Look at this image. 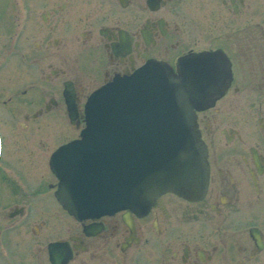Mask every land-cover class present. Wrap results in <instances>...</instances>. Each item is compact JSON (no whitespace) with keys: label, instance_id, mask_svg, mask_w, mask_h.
<instances>
[{"label":"flooded vegetation","instance_id":"obj_1","mask_svg":"<svg viewBox=\"0 0 264 264\" xmlns=\"http://www.w3.org/2000/svg\"><path fill=\"white\" fill-rule=\"evenodd\" d=\"M205 1L8 0L0 8V68L3 63V70L24 78L0 89V264H111L107 256L114 254V264H129L131 257L130 264H252L264 255L259 227L248 224L244 238L232 237L231 245L222 230L230 219L237 234L244 231L243 223L253 218L249 211L264 199V148L246 146L235 127L250 116L264 142V101H258L264 90L248 92L246 99L241 89H254L251 80L239 84L240 70L250 79L253 72L264 77V34L257 40L248 25L240 33L233 21L222 22L224 8L234 18L249 17L246 0ZM218 1L224 8H212ZM151 63L177 77L185 71L186 89H203L194 118L207 149V191L197 202L164 194L147 212L77 220L55 197L59 181L50 159L80 137L93 92ZM63 123L72 137L51 146L47 132L61 131ZM45 168L51 179L43 183L34 173ZM212 215L222 222L221 235L215 241L203 236L200 245L187 226L210 223ZM252 229L259 231L260 248Z\"/></svg>","mask_w":264,"mask_h":264},{"label":"water","instance_id":"obj_2","mask_svg":"<svg viewBox=\"0 0 264 264\" xmlns=\"http://www.w3.org/2000/svg\"><path fill=\"white\" fill-rule=\"evenodd\" d=\"M185 76L151 63L90 95L80 138L58 148L49 162L59 181L55 197L69 215L139 214L164 194L203 198L207 149L194 118L203 89H186ZM250 235L262 247L259 231Z\"/></svg>","mask_w":264,"mask_h":264},{"label":"rangeland","instance_id":"obj_3","mask_svg":"<svg viewBox=\"0 0 264 264\" xmlns=\"http://www.w3.org/2000/svg\"><path fill=\"white\" fill-rule=\"evenodd\" d=\"M50 1L53 2L50 5H60L62 2H65V1H69L71 3L72 0H50ZM208 1L209 0H206L204 5H208ZM218 3H219L218 5H215L213 3L212 8H216V7H217V9L224 8V7H220L219 1H218ZM7 4L9 5L8 0H6V3L4 5H3V2L0 0V8L7 6ZM33 5L34 4H32V6ZM50 5H48L47 8ZM246 5L251 8V9L244 11L245 13L248 11L252 12L249 17H247V16L239 17V16H241V15H239L237 18H234L230 13H227L226 9L224 8V9H222V22L225 19H227L229 21L227 23L231 24V22L233 21L232 24L239 26V29L241 31L240 33H242V31H243L242 27H244V25H246V26L248 25L247 27L251 28V31L253 32L252 35L258 40L260 38L261 33L264 34V0H246ZM4 9H6V8H4ZM58 10L59 9L54 10L55 13L58 14L59 13ZM37 13L38 12L35 13L36 16H38ZM62 16H63V29L65 31L64 34H67L68 32L66 31V29L68 28L67 25H69L68 21L71 18L70 17V11L67 10L66 12H63ZM31 17H32V15H31ZM36 21L35 20H34V22L32 21V24H34L36 22V24L38 25V22H40V20L38 19ZM33 39L34 38H31V40H29L30 47L32 48V50H33V47H32L31 42ZM31 55H33L32 58H37V56L35 54H33V52ZM70 55H72V54L70 53ZM0 65H1V63H0ZM2 67H3V63H2ZM2 67L0 68L1 69L0 70V89H11L12 87L18 85L19 80L24 79L22 77V75L13 74L11 71L7 72V71L3 70L4 68H2ZM25 68H27V67H25ZM27 71L32 72V70H29L28 68H27ZM250 80H251L250 83H252V86L254 87V89H241V93H240V94H242V96L244 98L246 97V99L248 96V92H250V94H251L253 91L254 92H260L261 90H264V77L253 72V76L250 79V77L247 76L246 72H243L241 70L239 71V82H240L239 84L240 85H242V84L246 85V81L249 82ZM24 83L25 82H21V85ZM258 101L263 102L264 97L259 98ZM244 106H246V103L244 104ZM247 111H248V108L245 110V112H247ZM262 112L264 115V110ZM258 118H259V116H258ZM259 125L260 124L258 123L257 120H252L251 117L249 116V119L246 121V123L244 125H243V123L242 124L238 123L237 126H235L237 129H239L243 133V137H244L246 146L253 145L256 147L264 148V142L262 141V137H261L263 135V131ZM2 127L3 126L0 125L2 132L5 133L2 129ZM59 129L58 130H52V131L50 130L47 132L48 135H50V140L52 142L51 146L52 145L54 146V144L63 143L64 141H66L72 137L71 136V129L69 128L67 123H63L61 125V131ZM47 133H46V135H47ZM16 164H17L16 161H13V160L8 161V165H10V166H18ZM23 169H25V167H23ZM34 175H36V178L38 176L39 179L42 176L40 180L43 183H46V182H48V179H51V176H49L48 170L46 168L44 170H41L39 173H34ZM26 176H27V181L32 183V181H33L32 175L30 173H27ZM34 184L36 185V183H34ZM37 185L39 187V183H37ZM262 188L264 189V183L262 185ZM250 212H251V217H253V218H250L251 219V221L249 220L250 222L245 221L243 223L244 225L242 224L244 231L242 229L241 230L239 229L238 234L235 232V228H234V226H232L231 220L229 219L228 221H226L227 223H225V226L222 227V230L226 231L225 233L227 234V236L229 238L228 245L232 244V237H233V240L237 236H238V239H240V240L242 238H244V236L246 235L245 231L247 230L248 224H249V226L253 225L255 227H259L264 234V199L261 198V200H259L256 203V206L254 207V209L252 207V209L249 211V214H250ZM221 224H222V222L219 221L215 216L212 215V217H210V223L201 225L200 222H192V223H190V225L187 226V228H189L190 232L192 234H194L196 236V238L198 239V241H195V242L200 243V245H201V244H203L201 237L209 236L212 241H215L217 239V236L221 235L218 231ZM226 244H227V242H226ZM229 247H231V246H229ZM20 249H21V247H20ZM28 253L30 254L29 259H32V256L35 254L34 250H32V248H29ZM36 254L40 255V253H38V252ZM16 256H18V255L16 254ZM107 257H108L107 261L110 262L111 264H114L116 262V260L114 259V258H116L115 254L111 255V256L109 255ZM130 259H132V257L128 258V260H127L129 262V264L133 262ZM100 261H102V260H100ZM93 262L97 263L99 261L96 260ZM15 263H17V262L15 261ZM103 264H105V263H103ZM252 264H264V255H262V257L260 259H258V261H256L255 263H252Z\"/></svg>","mask_w":264,"mask_h":264}]
</instances>
